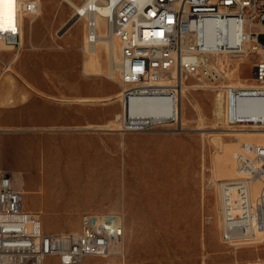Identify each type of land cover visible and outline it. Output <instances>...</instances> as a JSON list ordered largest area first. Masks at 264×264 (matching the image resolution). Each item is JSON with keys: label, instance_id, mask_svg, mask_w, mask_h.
<instances>
[{"label": "rangeland", "instance_id": "1", "mask_svg": "<svg viewBox=\"0 0 264 264\" xmlns=\"http://www.w3.org/2000/svg\"><path fill=\"white\" fill-rule=\"evenodd\" d=\"M41 10L34 22L26 17L20 50L7 46L1 54L10 62L15 52L20 53L10 70L0 61V75L13 76L0 89V171L22 172L26 207L41 212L45 230L74 232L80 229L85 212H115L124 218L123 254L89 256L81 264H264V235L259 237L261 242L237 250L222 240L216 181V157L222 144L213 134H223L228 141L232 136L226 128L250 125L228 123L230 105L223 85H254V56L241 62L240 78L228 74L233 67L219 84L199 76L186 78L189 84L204 85L188 90L191 100H198L204 110V128H197L200 120L184 96V131L167 126L122 131L118 118L123 101L117 95L133 83L124 84L119 72L115 77L107 72L84 73L87 20L74 24L75 9L66 0H41ZM261 40L264 42V35ZM111 126L116 129L110 130ZM18 143L51 146L49 157L58 155L66 145L84 149L87 155L74 156L95 170L82 176L92 184L84 191L43 193L41 177L31 180L39 167L29 161L33 155L5 152ZM38 156L41 163L43 154ZM43 264L62 263L51 257Z\"/></svg>", "mask_w": 264, "mask_h": 264}, {"label": "built area", "instance_id": "2", "mask_svg": "<svg viewBox=\"0 0 264 264\" xmlns=\"http://www.w3.org/2000/svg\"><path fill=\"white\" fill-rule=\"evenodd\" d=\"M4 15L0 42L17 51L23 45L25 18L38 14L41 0H12ZM112 33L121 42L124 87L121 95L142 94L157 99L158 113L136 118L119 117L120 130L139 131L167 126L182 132V81L199 76L211 83L226 78L227 70L247 56L254 85L224 84L230 125H264V107L239 113L242 100L264 99V0H106ZM95 11V8H92ZM96 20H87L88 40L97 37ZM5 70L11 61L1 58ZM243 63V62H242ZM241 63V65H242ZM123 101V100H122ZM126 104V103H125ZM124 105V102H123ZM264 106V105H263ZM236 175L222 187V240L234 250L264 231V144L253 156L235 153ZM261 186L257 194L252 184ZM23 174L0 171V264H43L51 257L62 264H81L89 256L123 254L124 218L115 212H85L74 232L45 230L40 211L26 207ZM122 226V230L120 228ZM246 264H258L250 261Z\"/></svg>", "mask_w": 264, "mask_h": 264}, {"label": "bare ground", "instance_id": "3", "mask_svg": "<svg viewBox=\"0 0 264 264\" xmlns=\"http://www.w3.org/2000/svg\"><path fill=\"white\" fill-rule=\"evenodd\" d=\"M66 1L71 6H73V8L75 9V12H74L75 15L73 18L74 24H76L81 19L89 20L90 18L92 19L94 18L97 23L96 30H97L98 35L94 42H90L88 40L89 33H88L87 27H86L87 30H85L86 35L84 33L85 35L84 37L85 44L83 47V52L85 54L84 64H83L84 73H86V75L87 74L98 75V74H103L107 72L108 75L115 77L116 73L119 72L122 77L121 80L123 81L122 64H121V59H120L121 42L119 38L112 33L110 24L106 18V16L110 14V8L107 5L108 2H106V0H83L82 2H77L75 0H66ZM92 8H95L96 10L93 11ZM9 10L13 11V1L12 0H3V2H0V26H5L4 15ZM41 12L42 10H40L38 14H40ZM38 14H28V16H30L32 22H34L36 19L35 16H37ZM24 37H25V29L23 32V40H24ZM72 42H75V40ZM7 46H10V45L6 44L3 41L0 42V49L5 50ZM19 54L20 53L18 52L14 53L12 59L10 60L12 64L17 60ZM247 58H249V56L244 57L242 58L240 62H237L235 67L232 68L233 71H230V73H228L231 75L230 77L232 78L241 77L240 76L241 75L240 74L241 62H245ZM11 77L13 76H10V74H7L5 78H3L2 75H0V89L4 88L5 83L7 81L8 82L12 81ZM87 77L89 78V75ZM199 79L205 81L203 77H200ZM249 85H252V84H250L249 82L248 83L245 82V83H242V85L240 86H249ZM197 86H204V85H200L198 83L189 84L185 81V79L182 81V121L186 119L184 103H183L184 96H186L190 100V103L193 105V109H195L198 119L200 120V123L197 126V128H204V125H202L203 123L202 119L205 116L204 110L201 107L200 102L198 100L192 101L188 94L189 88L197 87ZM7 92L10 93L9 91ZM121 93L122 92H120L117 96H120ZM121 99L124 102L122 116L125 113V105H126V112L128 114L130 113L132 117H136V118L154 116L158 113L157 99H155L154 97H149V96L142 95V94H132L129 96L127 95L126 98L121 97ZM255 99L256 98H248L247 96L246 99L242 100L243 102H241L239 113L248 116L250 111L254 112V110L256 109L262 110L264 107L263 106L264 99L259 98L258 99L259 101L257 103L252 104L253 100ZM3 100L4 98L2 99V101ZM83 100H86V99H83ZM221 113H222V110L218 112L219 115H221ZM224 113L227 118V113L226 112ZM183 125H184V122H183ZM108 128L110 130L116 129V127L114 126H111ZM18 129L24 130L25 128L20 127ZM226 129L228 130L227 133L232 136V138L228 141H225V137H223V134L213 133V131H211L213 134H215V136L216 135L219 136L218 141L222 144V149L220 153L217 154V157H216L217 158L216 166H217V171H218V176H219L216 181L218 184L217 186L219 188L218 192L220 194L219 196L221 199V202H220L221 204H222V198H223L222 187L224 185V180H225L224 177H228L230 175H233L234 173L236 175L237 161L235 159V153L240 152L247 156H253L256 152L257 146L259 144H264V125L250 124L248 127L226 128ZM50 147L51 146L38 147L36 145L23 146L21 143H18V144H15L7 148L5 152H12V153H17V152L23 153L24 152L29 155H33V157L29 159V161L35 162L36 164H38L39 167L36 169V172L31 177V180H34V178L39 177V176L41 177L42 182L44 183L43 193L46 191L47 192L50 191V192H54L57 194H63L65 192L73 191L77 188H80L82 189V191H84L88 186L92 184L91 181L84 180L82 176L85 171H87L85 173L93 174L95 170L89 169L86 163H85V166H83L81 162L79 161L80 159L75 158L74 156L77 153L78 154L82 153L83 155H87V152L84 149L81 151L79 148H77V146L66 145V146H62L58 155L49 157L48 155L50 153V149H51ZM40 153L43 154V160L41 163L39 161V156H38ZM71 156H74V157H71ZM65 160H68V163L63 164ZM40 168H41V172L39 171ZM251 187H252L254 194H257L261 189L260 184L257 182L253 183ZM27 193H33V191H28ZM120 228L122 230V226H120ZM263 235H264V231L262 232L258 231L257 235L255 237H252L254 240H252L251 242L262 241L264 238L262 239L259 237H262ZM116 262L114 264H116ZM257 263L261 264L260 262H257ZM107 264H110V263H107Z\"/></svg>", "mask_w": 264, "mask_h": 264}, {"label": "water", "instance_id": "4", "mask_svg": "<svg viewBox=\"0 0 264 264\" xmlns=\"http://www.w3.org/2000/svg\"><path fill=\"white\" fill-rule=\"evenodd\" d=\"M72 22H69L66 27L64 28V30H66V28H68L71 25Z\"/></svg>", "mask_w": 264, "mask_h": 264}, {"label": "snow or ice", "instance_id": "5", "mask_svg": "<svg viewBox=\"0 0 264 264\" xmlns=\"http://www.w3.org/2000/svg\"><path fill=\"white\" fill-rule=\"evenodd\" d=\"M0 2H3V0H0Z\"/></svg>", "mask_w": 264, "mask_h": 264}, {"label": "crops", "instance_id": "6", "mask_svg": "<svg viewBox=\"0 0 264 264\" xmlns=\"http://www.w3.org/2000/svg\"><path fill=\"white\" fill-rule=\"evenodd\" d=\"M32 210V209H31Z\"/></svg>", "mask_w": 264, "mask_h": 264}]
</instances>
